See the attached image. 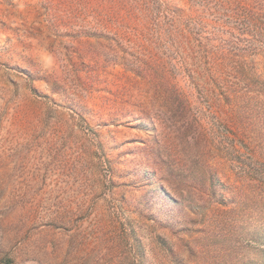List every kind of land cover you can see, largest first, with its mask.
Wrapping results in <instances>:
<instances>
[{
    "label": "rangeland",
    "instance_id": "1",
    "mask_svg": "<svg viewBox=\"0 0 264 264\" xmlns=\"http://www.w3.org/2000/svg\"><path fill=\"white\" fill-rule=\"evenodd\" d=\"M0 264H264V0H0Z\"/></svg>",
    "mask_w": 264,
    "mask_h": 264
}]
</instances>
